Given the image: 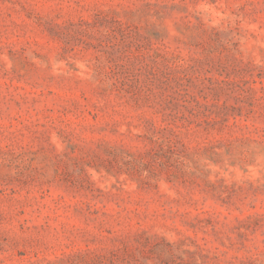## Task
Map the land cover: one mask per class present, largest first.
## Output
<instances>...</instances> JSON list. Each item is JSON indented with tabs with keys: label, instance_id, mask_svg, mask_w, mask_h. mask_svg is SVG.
<instances>
[{
	"label": "rangeland",
	"instance_id": "374dc122",
	"mask_svg": "<svg viewBox=\"0 0 264 264\" xmlns=\"http://www.w3.org/2000/svg\"><path fill=\"white\" fill-rule=\"evenodd\" d=\"M0 264H264V0H0Z\"/></svg>",
	"mask_w": 264,
	"mask_h": 264
}]
</instances>
